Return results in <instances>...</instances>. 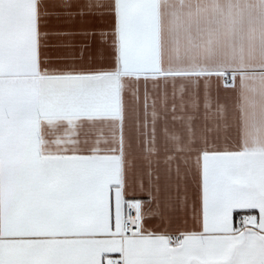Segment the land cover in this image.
<instances>
[{
  "label": "snow or ice",
  "instance_id": "snow-or-ice-1",
  "mask_svg": "<svg viewBox=\"0 0 264 264\" xmlns=\"http://www.w3.org/2000/svg\"><path fill=\"white\" fill-rule=\"evenodd\" d=\"M0 264H264V0H0Z\"/></svg>",
  "mask_w": 264,
  "mask_h": 264
}]
</instances>
